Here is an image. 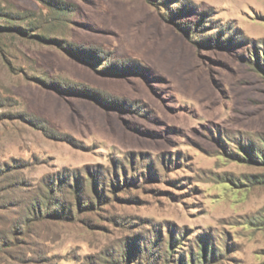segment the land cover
I'll return each instance as SVG.
<instances>
[{"label":"rangeland","instance_id":"obj_1","mask_svg":"<svg viewBox=\"0 0 264 264\" xmlns=\"http://www.w3.org/2000/svg\"><path fill=\"white\" fill-rule=\"evenodd\" d=\"M259 152L264 0H0V264H264Z\"/></svg>","mask_w":264,"mask_h":264},{"label":"trees","instance_id":"obj_2","mask_svg":"<svg viewBox=\"0 0 264 264\" xmlns=\"http://www.w3.org/2000/svg\"><path fill=\"white\" fill-rule=\"evenodd\" d=\"M62 10H67V9H62ZM249 158L252 159L250 156H249ZM254 160H255V161H262V162L264 163V154H263V152H259V153L255 154ZM7 173H8V172L5 171L4 175H5V174L7 175ZM52 186H54V185H52ZM54 187H55V186H54ZM59 192H61V190H57V189H55V188H53L51 194H49V191H47V195H48V197H45V202H46V204H44V206L46 207V206H48V205H51V206L54 205V204H50V203H51V200H50V199L55 198L56 195H54V194H55V193H59ZM49 202H50V203H49ZM42 206H43V204L33 206L34 208L31 210L32 214H35V213L37 212L38 209H39V213H43V214H44V212L42 211ZM40 209H41V210H40ZM45 209H46V208H45ZM35 210H36V211H35ZM31 212H29V213L31 214ZM46 213H47V211H46ZM208 251H209V250H208L207 246L203 245V246H202V250H201L202 254L205 255V256H207ZM191 264H193V262H191Z\"/></svg>","mask_w":264,"mask_h":264}]
</instances>
